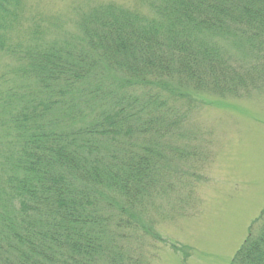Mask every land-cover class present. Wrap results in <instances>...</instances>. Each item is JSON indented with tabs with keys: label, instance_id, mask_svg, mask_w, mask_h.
Here are the masks:
<instances>
[{
	"label": "trees",
	"instance_id": "16d2710c",
	"mask_svg": "<svg viewBox=\"0 0 264 264\" xmlns=\"http://www.w3.org/2000/svg\"><path fill=\"white\" fill-rule=\"evenodd\" d=\"M25 4L0 0V264H148L131 243L191 155L183 103L264 84V0L96 4L64 33ZM257 223L230 264H264Z\"/></svg>",
	"mask_w": 264,
	"mask_h": 264
},
{
	"label": "rangeland",
	"instance_id": "374dc122",
	"mask_svg": "<svg viewBox=\"0 0 264 264\" xmlns=\"http://www.w3.org/2000/svg\"><path fill=\"white\" fill-rule=\"evenodd\" d=\"M109 2L151 11L149 0H26L23 27L41 24L55 33L57 24L61 33L75 31L81 11ZM203 100L190 113L183 103L180 140L191 155L176 161V177L169 178L166 195L147 208L144 219L155 235L140 228L132 240L133 254L148 264H230L250 232L259 229L264 84L238 96Z\"/></svg>",
	"mask_w": 264,
	"mask_h": 264
}]
</instances>
